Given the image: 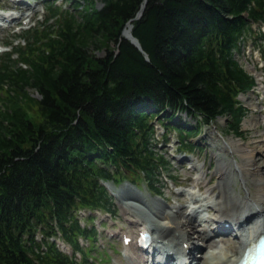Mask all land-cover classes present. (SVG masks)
I'll return each mask as SVG.
<instances>
[{
  "label": "trees",
  "instance_id": "trees-1",
  "mask_svg": "<svg viewBox=\"0 0 264 264\" xmlns=\"http://www.w3.org/2000/svg\"><path fill=\"white\" fill-rule=\"evenodd\" d=\"M143 1L74 0L75 12L53 9L54 24L2 59L0 264H36L23 234L31 242L56 222L70 238L71 210L107 205L105 165L152 175V113L226 115L239 132L233 97L253 81L233 51L248 20L264 21V0H146L135 18ZM128 21L140 48L122 35ZM38 264L76 263L48 250Z\"/></svg>",
  "mask_w": 264,
  "mask_h": 264
},
{
  "label": "bare ground",
  "instance_id": "bare-ground-1",
  "mask_svg": "<svg viewBox=\"0 0 264 264\" xmlns=\"http://www.w3.org/2000/svg\"><path fill=\"white\" fill-rule=\"evenodd\" d=\"M132 26V22L128 21L123 34L128 36ZM256 112L261 113L260 110ZM255 124L259 126L257 121ZM262 131L260 141H264V130ZM227 142V145L238 153L240 161L235 159L230 166L224 160L217 158L214 174L217 175L218 180L215 185H209L202 196L192 200L195 207H192L188 213H186L185 204L165 207L158 204L155 198L153 202H150L133 191L122 192L120 190L119 195L121 196L117 195L122 207L125 210L131 209L136 217L131 222L147 226L154 232L155 238L167 240L170 244H175L176 248L184 241L192 244L193 249H198L199 241L208 239L210 249L205 255L210 261L204 262L205 264H235L253 238L261 232L264 233V159L256 157L257 152L264 154V148L260 144L250 147L241 139L238 141L230 139ZM192 166L197 168L195 165ZM227 174L236 175L243 184L244 195L241 198H236L231 194L230 189L234 181L232 179L226 181ZM204 176L205 173L201 172L196 180L206 186ZM198 189L200 190L201 187ZM190 194L193 195L196 192L191 191ZM208 207L214 208V212L207 213L206 210L210 211ZM230 212H232L231 217ZM149 216L156 217L157 221H153ZM216 221L220 222V225L223 221H230L237 226L236 230L241 233V237L236 239V244H228L225 248L221 244L223 241L221 238L211 239L209 234L215 232ZM198 223L202 224L200 229L197 227ZM218 228L216 227V235L219 234ZM126 251L129 264H145L141 255L130 248ZM191 253L192 251L187 255ZM180 254L187 256L181 252ZM162 263L163 261L158 259L152 262V264Z\"/></svg>",
  "mask_w": 264,
  "mask_h": 264
},
{
  "label": "rangeland",
  "instance_id": "rangeland-1",
  "mask_svg": "<svg viewBox=\"0 0 264 264\" xmlns=\"http://www.w3.org/2000/svg\"><path fill=\"white\" fill-rule=\"evenodd\" d=\"M0 1H4L5 3H8V0H0ZM57 3H60L59 5L63 8V9H69L72 10L73 5L70 4V2H66V0H56ZM41 2V1H39ZM37 3V6L40 7V3ZM100 3H97V6H99ZM44 14V10H37L34 13V17L35 19L37 17L41 16V20L42 15ZM34 22V20L30 21V25H32ZM254 28H257V25L253 26ZM10 34V33H9ZM7 36V34H3L0 37V40H3L5 37ZM8 38V37H7ZM264 41V40H263ZM17 43V41H14V44ZM19 43H24L23 40H20ZM263 46L264 43L262 42ZM255 45L251 43V41L247 42L245 41V43L242 45V47H244V51H240V53H236L235 57L236 59L239 61V63L242 65V67L249 73L253 74L255 76L256 79V85L255 88L258 89L259 86H261L262 84L260 83L261 78L264 77V70H258L254 68L253 62H252V58L253 60H255V56L252 54H248V49L247 48H253ZM96 54L98 55H102L103 52L102 50L96 51ZM250 55V56H249ZM31 95H33L34 97H39V95L34 91V90H29ZM259 91L262 93L261 96H263L264 98V89L260 88ZM249 97V98H248ZM246 98V102L247 104H249L250 106H254L257 103V99L254 98V93H250L249 96ZM263 103H264V99ZM257 108H262V112L264 114V105L261 104H257ZM31 111H35V109H31ZM229 117L228 116H223V117H218L214 123L212 125H210V127H205L204 131H209V134L211 131H218L219 133L221 132L224 135V138L228 141L229 139H234L235 141L237 140H242L246 143V145L248 146H254L256 144H260L263 145L264 148V141H260V138L262 137V133L264 130V116L260 114H258V112L256 113V111H249L247 112V114L244 116V118L242 119L241 122V131H240V136H236L234 135L232 132H229L227 130L228 126H227V121H228ZM252 119L254 121H252ZM259 123V126H255V122ZM221 143H217V144H213V146L211 147V153H213L214 155L216 154H220L221 153V149H220ZM256 157L257 158H262L264 159V154H260V153H256ZM176 170H178L177 167H174ZM215 168V165L212 166V168L210 169L211 171ZM183 170L179 169V172H182ZM214 183V182H213ZM166 190V187L164 188ZM114 223H116L118 226H123L125 228H127L128 224L126 222L121 221L119 218H117ZM107 228H112V226H110V222L107 225ZM101 233L105 234V231L103 232L101 230ZM105 239H103L104 241ZM105 245H106V241H105ZM114 246H117V243L114 242L113 244ZM107 247V245H106ZM106 251L108 253V255L110 253H112V249H110V245L108 243V247L106 248ZM102 253V252H101ZM195 255H197V252L195 251ZM198 256V255H197ZM99 264V263H98ZM103 264V263H101ZM108 264V263H107ZM120 264V263H119Z\"/></svg>",
  "mask_w": 264,
  "mask_h": 264
},
{
  "label": "water",
  "instance_id": "water-1",
  "mask_svg": "<svg viewBox=\"0 0 264 264\" xmlns=\"http://www.w3.org/2000/svg\"><path fill=\"white\" fill-rule=\"evenodd\" d=\"M144 4H145V0L142 3V5H141L139 11L137 12L135 18H138L141 15L143 8H144ZM122 34H123V32H122ZM123 36L126 37L127 39H129L131 41V43H133L136 47L140 48V44H139L138 40L131 33L128 36L123 34Z\"/></svg>",
  "mask_w": 264,
  "mask_h": 264
}]
</instances>
